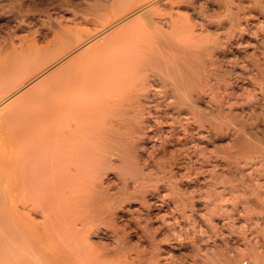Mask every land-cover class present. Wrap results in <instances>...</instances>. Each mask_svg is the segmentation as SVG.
Returning a JSON list of instances; mask_svg holds the SVG:
<instances>
[{"label":"rangeland","instance_id":"1","mask_svg":"<svg viewBox=\"0 0 264 264\" xmlns=\"http://www.w3.org/2000/svg\"><path fill=\"white\" fill-rule=\"evenodd\" d=\"M85 1L0 0L1 44L9 42L10 45L19 35L25 33L26 27L28 29V26L34 24L40 29L36 31L39 39L46 42L58 27L73 25L70 15L77 10L82 13L80 10L87 8L89 3ZM106 1H94L106 6L97 9V14H106L115 0ZM149 1L136 0V4H133L138 6V9L156 6L164 11H178L193 26V40L173 38L178 49L162 56V60L167 64L181 57L186 59L187 63L181 65L183 69L181 66H178L181 70L177 71V67L173 69L174 78L180 81L183 79L180 83L183 92L180 87L176 90L170 79H161L162 76L143 69L139 71L141 74L136 72L131 75L133 78H126L130 84L124 83L123 91L126 88L125 94L131 95L125 99L132 103L134 97L136 100L139 97L143 100L137 105L144 108L140 116L146 122L138 126L139 132L132 137L136 143L132 141L134 147L131 149L129 145H132V139L127 138L130 149L127 148L123 153L122 150L120 153L116 150L114 155V151L110 152L113 166L106 167L93 178V184L95 181L97 185L104 183L101 186L107 195L99 194L103 196H98V199L93 200V204H85V198H88L84 197V193H91L96 184L93 187L92 184L84 183L85 187L80 184L71 190L68 187L55 186L53 203L55 207L60 206L56 210L59 213L58 218H61L60 221L65 219L66 222L63 220L61 223L73 225L77 219L76 214L78 216L80 213V204L82 211L95 205L107 210V213L110 211V214L114 211L112 213L115 214L112 215L120 230L118 236L124 240L118 241L119 250L124 251L123 246L126 245L124 248L128 252L127 259L133 264H255V252L264 251V0ZM138 9L131 11L125 7L119 8L114 13L119 17L113 14V17L103 19L97 15L98 21L83 22L77 26L100 38L115 30L117 26L140 18L141 9L137 11ZM118 11H121L122 15L121 12L117 14ZM164 21H161L162 25L159 23V26L169 30L167 22ZM97 29L101 32L96 33ZM132 42L134 43L133 40L126 41L122 46H131L129 44ZM78 43L73 41L67 46L61 44L58 54H55L57 44L52 43L49 51L53 53L46 58L39 71L0 104L17 98L38 80H42L43 88L51 78L50 73L61 62L86 46L83 42ZM7 46L8 44L5 48ZM153 47V50L158 49V46ZM192 53L196 56L191 57ZM189 67L199 72V76L202 75L204 81L201 88L192 87L196 80L193 81L187 76ZM147 80L151 82L150 87L148 86L151 91L149 98L141 95L143 91L140 88L141 82ZM129 89L136 92L133 90L134 92L130 93ZM202 89L204 91H201ZM121 94L125 96L122 91ZM136 94L137 96H134ZM122 100L124 99L120 101ZM135 109L134 106L133 113ZM147 109H150L151 113H147ZM144 113H147L146 116ZM51 138L55 139V134L54 137L50 135L49 139ZM123 156L127 160L123 159ZM88 185L90 187H86ZM90 193L88 195L91 196ZM73 198L77 199L79 204V207H76L78 213H70L68 208L64 209L68 204H73ZM82 205H86L85 208ZM59 223L56 222V225ZM104 226L102 230L106 233H100L101 238L91 234L88 242L97 240L100 243L113 244L115 235L111 231L112 228L109 225ZM118 254L119 252L113 258L118 259ZM100 258L104 261L112 257Z\"/></svg>","mask_w":264,"mask_h":264},{"label":"bare ground","instance_id":"2","mask_svg":"<svg viewBox=\"0 0 264 264\" xmlns=\"http://www.w3.org/2000/svg\"><path fill=\"white\" fill-rule=\"evenodd\" d=\"M91 1H85L86 3L89 2L85 9L81 7V1L82 10L80 11L82 13H78L79 10H77L70 15V21L73 25L58 27L53 31L55 33H52L49 39L47 38V41L44 39L46 42H42L43 39L41 40V38L39 39L36 31L40 29L38 25L37 27L34 26L35 24L31 27L28 26V29L25 26V33L22 36L19 35L16 41L11 42L10 45L9 42L1 44L0 39V103L39 71L46 58L53 53V51H49L52 43L57 44L55 54H58L61 44L67 46L73 41L86 44L85 47H81L80 51L75 52L73 56L68 57L60 65L58 64L59 66L50 73L51 78L43 88H41L42 80H38L17 98L8 103L0 104V264H133L127 259L126 245L123 246L124 251L119 250L118 241L122 238L120 235L118 236L120 230L112 215L115 214L112 213L114 211L111 214L108 211V214L107 210H103L99 205H97L99 208L94 206L96 209L91 206L92 209L94 208L93 210L89 209L91 207L85 208V206L89 203L90 205L93 204V200L98 199V196H103L99 194L107 195L101 186L104 183L97 185L95 181L93 184L94 175H98L108 166H113L111 151H114L112 152L114 155L116 150L119 153L122 150L121 153H123L127 148L132 149L134 147L133 143L136 142L132 137L139 132L138 126L145 121L140 116L143 114L144 108L140 107V109L137 105L141 101L140 97L139 100L134 97V104L132 101L128 102L125 97L131 94L128 96L125 94L126 88L123 91L125 87L123 84H127L128 79L133 78L131 75H135L136 72H138L136 74H141L139 71L143 69L149 73L162 76L161 79H170L176 90L181 88L180 83L183 81V75L181 81L176 80L173 69L177 67L178 71V66L187 63L186 59H181V57L178 58L179 61L176 60L167 64L162 60V56L178 49L173 38L177 37L178 40L183 41H189V38L193 40V26L178 11H164L156 6H151V8L146 6V9L140 7L142 15L140 18L128 23L125 22L126 24L122 22L124 25L117 26L107 35L103 34L105 35L103 37L96 38L92 36L94 33L91 35L87 29L77 26L83 22L98 21L96 16H102L97 14L99 11L97 9H101L103 8L101 6L105 5L94 3L96 0ZM115 1H113L114 4L110 5L108 11L106 10L107 13L102 16L103 19L112 16L119 8L125 7L131 11L138 9V6L133 4L136 0L133 3V0ZM120 12L118 11L117 14ZM116 16L119 17V15ZM163 20L167 22L169 30H164L159 26ZM118 22L117 25H119ZM103 23L102 26H104ZM122 23L120 22V24ZM99 30L97 29L95 32L97 33ZM129 40L134 41V43L129 44L131 46H122L124 42ZM6 43L8 48H5ZM118 44L120 46H116ZM153 46H158V49L153 50ZM192 55L195 54L192 53L191 57H193ZM190 67L186 74L189 79L191 77L193 81L196 80L192 87L201 88L204 81L202 75L199 76L200 73L196 70L193 71ZM127 77L128 79H126ZM183 77L186 78V75ZM211 80L213 79L211 78ZM150 84L151 82L148 80L140 84L143 91L141 95L145 98L150 97L151 91L148 88ZM141 89L138 88V90ZM133 90L130 91L129 89V92L131 93ZM180 90L182 91V88ZM121 91L124 92L125 96L121 94ZM165 91L164 93H166ZM185 93L184 95H186ZM122 95L124 98H121ZM117 97L124 99L122 100L124 102ZM134 106L136 109L133 113ZM147 113H151L150 109H147ZM138 116L142 120L138 119ZM54 134L55 139L53 138V141L52 138V140L49 139V136L54 137ZM127 138L132 139L130 148ZM124 158L126 159L123 156ZM84 183L85 185L92 184L93 187L95 184L98 186V188L96 186L97 189L94 187L91 193H84V197L88 199L85 198L86 205H82V207L86 211H82L81 204L79 207L76 202L77 199L73 198L71 199L73 204H68L70 208L66 204L64 209L68 208L70 213H76L79 212L76 207H79L80 213L77 212L78 216L76 214L77 219L72 223L73 225L61 223L65 219L60 221L59 213L56 212L60 206L55 207L53 203L55 201V186L68 187L71 190L80 184L85 187ZM90 185L86 187H90ZM89 193L92 198L88 195ZM56 222H60L59 225H56ZM102 225L111 226V231L115 235V244L100 243L97 240L98 243L88 242L91 234L101 238V235L106 233L102 230ZM122 241L124 240L122 239ZM117 252H119L118 259H114L113 256ZM103 256L112 258H108L109 260L106 258L102 261L103 259L100 257ZM255 256L257 262L255 264H264V251H256Z\"/></svg>","mask_w":264,"mask_h":264}]
</instances>
